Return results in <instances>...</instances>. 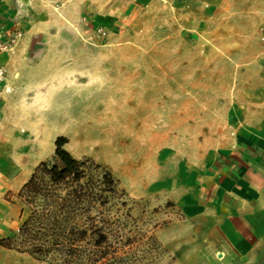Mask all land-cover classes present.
Listing matches in <instances>:
<instances>
[{"label": "crops", "instance_id": "0c3cea01", "mask_svg": "<svg viewBox=\"0 0 264 264\" xmlns=\"http://www.w3.org/2000/svg\"><path fill=\"white\" fill-rule=\"evenodd\" d=\"M145 8L148 24L197 41L195 60L180 65L195 77L179 82L180 123L165 119L163 135L189 136V121L197 135L210 119L227 138L197 150L194 164L174 178L179 209L195 221L184 231L182 255L192 251L196 264H264V43L257 34L264 0H0L3 30L20 32L0 53V237L21 214L6 195L54 154L58 135L75 157L88 152L89 137H99L102 148L117 151L119 168L137 169L141 185L163 176L155 154L123 147V138L154 137L159 129L154 113L140 107L156 104V65H141L138 49L114 45L121 26H140ZM12 251L0 245V264L20 259Z\"/></svg>", "mask_w": 264, "mask_h": 264}, {"label": "rangeland", "instance_id": "374dc122", "mask_svg": "<svg viewBox=\"0 0 264 264\" xmlns=\"http://www.w3.org/2000/svg\"><path fill=\"white\" fill-rule=\"evenodd\" d=\"M147 14L146 8L140 11V26L134 22L121 26L123 33L119 34V44L114 45H119V49H138L141 52L138 58L141 65H156V104L154 107L152 105L140 107L145 110L144 115L154 113L156 127L159 129L156 130L154 137H125L123 147L128 153L139 151L145 156L155 154L156 164L160 166L163 176L155 180V184L141 185L137 169L128 168L123 171L119 168L117 151L113 153L102 148L97 142L99 137H89L85 144L88 152L77 158L86 156L93 159L109 170L118 181L119 264H196V257L195 254H191L192 251L182 255V247L187 242L184 231L194 228L195 221L187 220L179 209V185L174 178L177 179L182 174V166L189 168L190 164H194L193 161L199 155L197 150L201 147L206 149L223 144L227 138L217 134L218 128L215 127L219 122L210 119L204 120L203 131L197 135L194 121L188 122L189 126L192 125L191 130H188L189 136L163 135L167 132L164 130L165 119L171 117L173 125L180 123L178 115L180 93L185 90L180 88L179 82L195 80L194 73H181L180 65L186 58L189 62L195 60L197 41L181 38L179 31L175 33L171 27L148 24ZM142 21H145V24ZM137 31H139L137 39H126L128 33ZM169 37L173 39H167ZM104 42L110 43L108 40ZM183 53L184 58L181 57ZM165 69L168 71L165 72ZM165 82L166 86L167 82H172V88H164ZM186 94L189 98H194L195 90L188 89ZM73 146L77 147V143L73 142ZM53 159L52 155L45 160L51 162ZM150 162L146 161L145 164ZM164 179L166 182L172 181L166 185L161 184L160 181ZM6 199L20 208L21 203L16 193L7 194ZM22 217L23 213L12 221L7 235L19 226ZM11 254L13 258H20L12 264H50L15 250Z\"/></svg>", "mask_w": 264, "mask_h": 264}, {"label": "trees", "instance_id": "16d2710c", "mask_svg": "<svg viewBox=\"0 0 264 264\" xmlns=\"http://www.w3.org/2000/svg\"><path fill=\"white\" fill-rule=\"evenodd\" d=\"M67 140L55 137L54 159L40 161L17 191L23 217L0 245L50 264H119L118 181L72 155Z\"/></svg>", "mask_w": 264, "mask_h": 264}, {"label": "built area", "instance_id": "2783aa9c", "mask_svg": "<svg viewBox=\"0 0 264 264\" xmlns=\"http://www.w3.org/2000/svg\"><path fill=\"white\" fill-rule=\"evenodd\" d=\"M60 4L64 0H58ZM104 30L98 29V34H104ZM20 32L15 30L13 33H8L3 30L2 26L0 25V53L9 51L13 48L16 43V39L18 38ZM259 38L264 43V27H261L259 30ZM6 75V69L3 65H0V84L4 81Z\"/></svg>", "mask_w": 264, "mask_h": 264}]
</instances>
